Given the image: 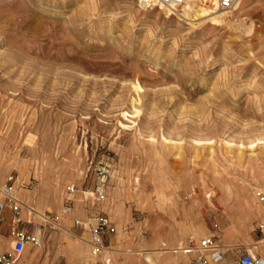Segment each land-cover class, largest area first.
<instances>
[{"label": "rangeland", "instance_id": "rangeland-1", "mask_svg": "<svg viewBox=\"0 0 264 264\" xmlns=\"http://www.w3.org/2000/svg\"><path fill=\"white\" fill-rule=\"evenodd\" d=\"M181 8L0 0V189L21 218L3 211L0 255L149 264L148 251L210 234L227 262L264 255V219L236 198L248 186L264 207V0L192 23ZM99 216L118 249L94 256L84 242ZM17 231L41 245L14 255Z\"/></svg>", "mask_w": 264, "mask_h": 264}, {"label": "built area", "instance_id": "built-area-1", "mask_svg": "<svg viewBox=\"0 0 264 264\" xmlns=\"http://www.w3.org/2000/svg\"><path fill=\"white\" fill-rule=\"evenodd\" d=\"M159 4L167 7H180L185 0H155ZM237 0H217L218 7L224 11L230 10ZM141 6H145L140 4ZM13 177H8L7 182L11 183ZM264 197H262V200ZM9 205L10 221L13 225L21 223L20 218V206L12 199V197L4 196V199H0V222L3 219V211L6 206ZM71 204L67 203L64 206V212L71 211ZM75 225H80L79 221L74 222ZM58 226V225H57ZM260 230L264 232V222L260 225ZM113 227L109 219L105 216H99L95 218V227L92 229L91 241L88 242L92 255L99 256L103 253L105 246L108 244L106 241L101 242L102 235L112 232ZM29 244L32 247H39L41 245V239L36 233H15V241L13 247L14 255L18 256L21 253L22 248ZM184 254L191 255L190 264H264V257L260 255H252L248 252H243L239 255H233L230 261H226L225 254L222 251V247L219 245L217 238L214 234L204 236L200 239L194 237H188L185 240L183 246ZM112 251V250H109ZM107 261V260H106ZM109 261V260H108ZM106 264L108 262H105ZM0 264H14L9 254L0 255ZM109 264V263H108Z\"/></svg>", "mask_w": 264, "mask_h": 264}, {"label": "bare ground", "instance_id": "bare-ground-1", "mask_svg": "<svg viewBox=\"0 0 264 264\" xmlns=\"http://www.w3.org/2000/svg\"><path fill=\"white\" fill-rule=\"evenodd\" d=\"M138 1H139L140 4H143L145 6L156 5L158 9H160V10L165 9V12L167 11V13L169 12V14L177 12V10H179V9H176L175 7H172V6L165 7V6L161 5V4H159L158 2H156L155 0H138ZM200 1H201V3L205 2L206 6L205 5L204 6L200 5L199 4ZM240 2H241V0H237L235 2V4L233 5V7L237 6V4H239ZM207 3L210 5V7L207 6ZM181 6H182V8H181L182 14H179V15L181 16V18L183 19V21L185 23H192L195 20V17L196 16L198 17L201 14H203V15H205V14L206 15L214 14L215 15L214 18H213L214 20H219L223 16L222 12L221 13L218 12V11H220L222 9H220L218 7L217 0H185V2ZM233 7L230 10H227V11H231L233 9ZM226 12H224V13H226ZM252 145H254V144H252ZM230 148L231 147H229L228 149H230ZM239 151H240V149H239ZM236 157H238V156H236ZM237 160H238V158H237ZM246 187H247L246 189H242V194H240L241 196H237L236 197L237 200L241 203V205L243 207V212H245V213H248V212H252L253 213L254 212V214H256L257 216H260L261 219H264V207H261V206H258V205L255 206V200L250 195V192L248 191V186H246ZM0 192L4 196L12 197V199L15 200V202H17V204L19 205V202L12 195L11 191L9 192L8 190L0 189ZM6 208L9 209V205H7ZM35 214L37 216H39V213L35 212ZM40 215L42 216V214H40ZM37 231H38V234H39L40 231L39 230H37ZM261 243L264 244V241H262ZM84 244L89 246L88 243L84 242ZM162 245L164 246V244H162ZM105 249H107V250H117L118 246L115 245V244H111V242H109V245H106ZM182 249H183V246H179L178 248L172 249V250L160 248V249L148 251V252H146V256H144L143 259H144V261H146L149 264H179L181 262L183 263V261L187 257L184 255V253H182L183 252ZM125 252H127V253H131V252L140 253V251H131V250H126ZM178 253H181L180 256L177 255ZM263 257H264V255H263ZM126 261H127L128 264H140V261L138 260V258H134V257H132V258L125 257V262ZM103 262H104V260H103ZM105 262L109 263L110 261L107 260Z\"/></svg>", "mask_w": 264, "mask_h": 264}]
</instances>
